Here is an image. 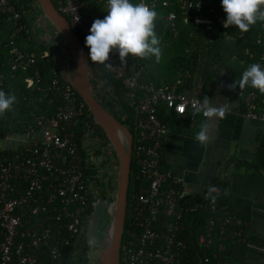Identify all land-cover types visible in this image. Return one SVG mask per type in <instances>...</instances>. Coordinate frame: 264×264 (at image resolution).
I'll list each match as a JSON object with an SVG mask.
<instances>
[{
	"label": "built area",
	"instance_id": "built-area-1",
	"mask_svg": "<svg viewBox=\"0 0 264 264\" xmlns=\"http://www.w3.org/2000/svg\"><path fill=\"white\" fill-rule=\"evenodd\" d=\"M51 2L88 55L85 37L91 22L84 14L87 0ZM142 2L156 12L162 11L157 17L163 21V33L177 36L178 23H192L207 35L203 44L209 48L218 29L232 43L243 37L242 33L229 34L235 26H223L226 14L221 0ZM2 15L6 24H12V32L6 44L0 43V90L14 94L17 102L0 114V264H84L81 242L93 208L101 199L97 196L101 178L112 191L113 174L117 182V156L111 144L96 134L85 103L67 81V76L73 74L71 55L61 49L62 40L57 39V51L36 54L20 49L18 42L24 34L28 41L36 40V25L22 22L23 15L12 0H0ZM46 34L50 38L48 30ZM255 42L264 47V22L259 24ZM49 59L53 62L52 77L42 78L36 65ZM259 62H264V51ZM106 63L111 65L93 63L89 67V78L96 82L95 87L91 86L92 94L104 86L99 76L119 83L124 102L134 113L131 165L137 169L134 179L141 181L140 189L127 197V230L118 264H183L186 237L194 216L199 214H203L205 224L196 242L206 253L199 264H229L225 256L227 243H245L244 222L233 211L216 210L221 190L213 182L197 195L182 176L160 168L169 135L159 116L161 108L190 125L199 118L206 120L193 113L194 106L202 102L198 95L182 90L190 74L185 71L172 83L156 85L143 76L144 67L138 57L129 56L121 62L118 52L111 51ZM218 69L214 83L239 100L244 118L264 126V94L251 86L230 88L240 78L231 79L225 68ZM102 96L99 93L95 98L100 100ZM105 98L108 102L109 97ZM5 114L12 115L15 126L2 121Z\"/></svg>",
	"mask_w": 264,
	"mask_h": 264
},
{
	"label": "crops",
	"instance_id": "crops-1",
	"mask_svg": "<svg viewBox=\"0 0 264 264\" xmlns=\"http://www.w3.org/2000/svg\"><path fill=\"white\" fill-rule=\"evenodd\" d=\"M29 6L27 23L36 25L35 41L50 44L51 32H57L52 31L36 0ZM69 61L74 65L72 57ZM214 68L213 61L203 56L183 91L198 95L201 101L208 96L218 104H227L225 116L207 120L210 140L201 145L195 135L205 120L199 118L190 125L165 112L162 118L169 135L163 145L161 167L182 176L197 195L209 182L223 184L231 198V210L245 224V243H227L225 256L229 264H264V126L243 117L239 100L214 83Z\"/></svg>",
	"mask_w": 264,
	"mask_h": 264
},
{
	"label": "trees",
	"instance_id": "trees-1",
	"mask_svg": "<svg viewBox=\"0 0 264 264\" xmlns=\"http://www.w3.org/2000/svg\"><path fill=\"white\" fill-rule=\"evenodd\" d=\"M16 4V9L23 15L22 22L28 24L29 21L26 17V14L29 13L30 6L29 3L35 0H12ZM107 0H87V9L84 11L85 16L89 19L91 24L95 19H103L107 14ZM159 14L162 12L158 10ZM6 17L0 16V43L3 46L6 44L9 34L12 32V24H6ZM155 30L160 37L161 45L163 48L161 51L160 59L157 61L154 57L152 58H140L138 57L139 62L144 67L143 76L155 83L156 85L172 83L179 73L187 71L190 74V78L185 85V88L188 87L193 73L196 71V68L205 55L213 61L215 68L213 71V77L217 74L218 68L223 67L230 74L231 79L241 78L242 72L252 63H261L259 62V55L264 51V47L258 46L255 42L256 35L259 32V24L251 26L247 32L240 31L237 27L231 28L229 30L230 35L236 33H242L243 37L236 39L235 43L226 41L222 35V30L218 29V35L215 41L212 43V47L205 46L203 44V39L207 36L203 32L202 28L200 31L190 23L186 26H180L178 23V35L174 36L171 32L163 33V21L156 17L155 19ZM6 25L5 29L2 28L3 25ZM19 48L24 49L29 52L36 54L42 53L43 51L49 50V44L46 42L27 40V35L24 34L18 42ZM203 46H205L203 48ZM247 51L252 54V57H249ZM88 56V65L92 66L94 62L89 60ZM237 58V60L234 59ZM264 65V62H262ZM100 65V64H98ZM37 68L41 72L42 78L49 79L52 77L50 72V67L53 66L51 59L49 61H42L37 63ZM102 75V74H101ZM103 82L104 86L108 84L109 91L108 97L109 101L107 102L105 96L98 102L105 108L106 112L112 115L120 124H122L129 133L134 135L132 123L134 113L131 108L124 102L123 95L120 92L119 83L111 80L107 76H99ZM90 85L95 87L96 82L90 79ZM112 88V90L110 89ZM183 90V88H182ZM22 92V90H21ZM81 99V98H80ZM165 112H169L172 116L176 117L171 111L167 110L165 107L161 108V113L159 116H163ZM12 116V115H11ZM10 114H5L3 122L7 121L15 126V122L12 120ZM91 117V116H90ZM91 119V125L94 127L96 134L106 141L105 134L103 130L94 123ZM81 128V127H80ZM79 128V129H80ZM79 131V130H78ZM162 171H165L160 167ZM137 171L135 164L131 165L130 168V180L128 187V194L131 192H137L141 187V181L134 179L135 172ZM214 185L221 190V194L216 199V210L221 211L222 209L231 210V198L227 191L223 188V184L214 182ZM114 193V190H113ZM107 192L104 190L102 192L101 198L103 200L108 198L110 203L114 202V197L106 196ZM108 224L110 221L107 222ZM205 224V218L203 214L194 216L193 218V227L186 237L187 249L184 253L183 264H199L200 259L203 258L206 253L200 249L197 245V237L201 234ZM127 225L122 235L121 243L125 241Z\"/></svg>",
	"mask_w": 264,
	"mask_h": 264
},
{
	"label": "clouds",
	"instance_id": "clouds-1",
	"mask_svg": "<svg viewBox=\"0 0 264 264\" xmlns=\"http://www.w3.org/2000/svg\"><path fill=\"white\" fill-rule=\"evenodd\" d=\"M226 18L223 26L237 27L247 32L251 26L264 22V0H221ZM103 19H95L85 37V46L89 48V60L95 65L110 66L111 51L118 52L121 62L127 57L152 58L157 61L161 56V40L155 30L157 12L147 4L134 0H107V11ZM251 86L264 94V65L250 64L241 75L239 82H233L230 88ZM17 102L14 94L0 90V114L8 111ZM227 104H218L205 96L202 102L193 108L194 114L206 118L195 135V140L205 145L210 140L209 119H222Z\"/></svg>",
	"mask_w": 264,
	"mask_h": 264
},
{
	"label": "water",
	"instance_id": "water-1",
	"mask_svg": "<svg viewBox=\"0 0 264 264\" xmlns=\"http://www.w3.org/2000/svg\"><path fill=\"white\" fill-rule=\"evenodd\" d=\"M36 1L62 40L61 49L70 54L75 61L74 73L72 76H67V81L83 100L94 123L103 130L106 140L111 144L117 156L118 173L114 202L107 207L105 200H97L86 235L90 245L87 264H118V254L126 217L132 136L122 124L106 112L93 96L87 52L78 36L71 30L66 18L57 11L51 0ZM122 136L127 141L126 145ZM105 215H111L106 246L93 240V236Z\"/></svg>",
	"mask_w": 264,
	"mask_h": 264
},
{
	"label": "rangeland",
	"instance_id": "rangeland-1",
	"mask_svg": "<svg viewBox=\"0 0 264 264\" xmlns=\"http://www.w3.org/2000/svg\"><path fill=\"white\" fill-rule=\"evenodd\" d=\"M39 30H41L40 29V27H39ZM52 31H54V28H52ZM56 39H60V37H59V35L57 34H55V33H53V32H51V40H50V44H49V46H48V48H49V50H51V51H53V50H56L57 51V48L59 49V46H60V43L59 42H57L56 43ZM54 42H55V44H56V46L54 45ZM161 51H163V48H161ZM72 65V67H71V69L73 68H75V63H74V65L73 64H71ZM70 65V66H71ZM72 69V70H73ZM74 73V72H73ZM108 92H109V87H108V84L107 85H105V86H103L102 88H101V91L100 92H98L97 90H95L94 92H93V94L95 95V97H98V94L99 93H102V94H104V96L105 97H107V95H108ZM105 109V108H104ZM128 130V129H127ZM123 137V142H124V144L126 145V143H127V141H126V139L124 138V136H122ZM115 173V172H114ZM105 178H101V181H103V182H101L102 183V185L99 187L100 188V191H99V193H98V197H100L101 198V195H102V192L104 191V190H106V192H107V194H106V196L107 197H110L111 195H113V197L115 196V192H116V174H113V178H112V182H113V190H114V193H113V191L110 189V187H109V189H108V187H107V185L105 184V180H104ZM105 181V182H104ZM97 186H98V183H97ZM112 191V192H111ZM113 193V194H112ZM102 199V198H101ZM105 203H106V205H109L110 204V202L108 201V198L107 199H105ZM111 219H110V216L109 215H105L104 217H103V220L101 221V223H100V226H99V229H98V232L96 233V235H99V236H102V237H104L105 239H106V241H105V243H104V246H106V244H107V241H108V227H109V224L107 223L108 221H110ZM86 258L85 257H83L82 258V263H84V264H86Z\"/></svg>",
	"mask_w": 264,
	"mask_h": 264
},
{
	"label": "flooded vegetation",
	"instance_id": "flooded-vegetation-1",
	"mask_svg": "<svg viewBox=\"0 0 264 264\" xmlns=\"http://www.w3.org/2000/svg\"><path fill=\"white\" fill-rule=\"evenodd\" d=\"M99 226H98V229H99ZM98 229L95 232V235L93 236V240L96 241L97 243H102V245H104L106 239L102 236L96 235V233L98 232ZM81 249H82L81 253L83 254L82 256L85 257L88 261L90 245H89V239L87 238V235H85V237L82 239Z\"/></svg>",
	"mask_w": 264,
	"mask_h": 264
}]
</instances>
